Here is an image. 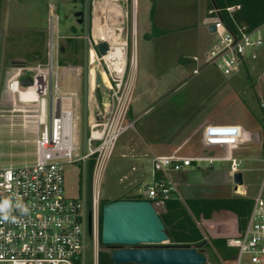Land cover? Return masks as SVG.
Here are the masks:
<instances>
[{
  "label": "rangeland",
  "instance_id": "obj_1",
  "mask_svg": "<svg viewBox=\"0 0 264 264\" xmlns=\"http://www.w3.org/2000/svg\"><path fill=\"white\" fill-rule=\"evenodd\" d=\"M145 1L134 0L135 13H133L132 0H116L122 6L124 21L120 28L115 27L113 29L114 34H120L121 39H124L125 35L127 36L129 43L128 52L130 53L131 33L133 25H135L134 23L137 24L138 32L135 39L137 62L135 89L143 91V89L148 88L151 94L142 100H135L133 98L130 104L128 120L133 122V126L124 132L116 143L114 153L105 172L104 180L100 186L101 200L133 196L138 189L137 187L141 186L140 191H142L144 186L149 185V179L146 178L139 186H132L131 182H134L136 179V174L131 173L128 179L123 178V174H121L123 171L124 175L125 172H130L129 160H131V155L134 153L130 149L131 155H127L126 153L119 154L126 147H131L135 142H145L146 144L149 142V145H152V142H154L152 139L155 138L156 140L159 138V140L172 143V147L176 146L175 148H179L178 150L181 152V150L183 151V149L188 148L187 144L192 135L184 137L182 147L179 146L178 141L186 134L194 120L201 116L200 114H212L217 119H223L221 121L207 122V125H232L238 123V125L243 126V123L246 122L251 124L252 117H255L256 121L260 119V109L258 108L260 84L257 82L259 71L257 65H250L249 69L244 68L239 73L228 76L222 75L215 68H208L198 76L188 78L191 73L189 66L182 67V75L174 67L173 72L180 78L176 77L172 79L170 77L171 73L169 75L164 74L169 73L166 72V66L171 65L170 63L175 59L176 54L182 51L189 52L194 49L190 41L194 40L197 36L195 28L198 27L199 18L207 7L209 6V9L213 10V0H158L159 3L157 2L154 8L152 7L153 2H150L151 5H148ZM100 4L101 0H90L88 20L90 18V21L93 22L95 10L101 7ZM152 8L154 13L157 12L158 17L159 15L166 16L168 20H173L171 23H175L178 20L179 22L175 24L181 28L172 31L170 29L164 36L154 38L150 42L146 41L141 33L143 30L142 25L145 19L148 21L151 19ZM81 9L82 3H74L71 0H0V167L22 166L32 163L34 160V140L38 126V102H19L17 96L9 92L7 84L15 78V73L21 66L26 68V71H23V74L26 76H31L36 66H45L48 44L50 38H54L55 35L61 37L59 42L62 47L70 39L76 40L78 45L82 46L78 51L76 62H72L67 57L63 58L66 54L60 53L57 70L59 75L58 81L62 89L76 90L79 94V134L81 142L77 156L83 155V32L82 25L76 22L73 15L75 11ZM102 9H106V7ZM154 13L152 14L154 15ZM185 14H188L187 18L185 19V16H183L182 19L180 15ZM103 15L105 16V14ZM211 15H214V13ZM56 17L57 20L55 21ZM202 30L205 31V28L203 27ZM204 36L198 37L200 47L208 40V36ZM87 39L97 40L93 36L92 23L91 25L88 24ZM151 47L162 49L164 52H161L160 55L158 53L154 56L149 55V59H154L155 65L159 68L155 72L153 68H149L150 74L146 77L145 74L142 75L143 69L141 70L142 72L139 71V61L140 57H145V48ZM88 58V73H90L91 65ZM68 66L72 67L73 70L65 71ZM160 92L161 94L159 95ZM103 95L105 94L101 90L91 84L89 78L87 89V122L90 118L97 119L101 117ZM45 101L47 106L46 117L48 119L49 96L46 97ZM196 131L199 135L202 133L200 130ZM227 133L233 134L234 132L227 131ZM248 136L242 134L237 137L240 139L231 138L229 145V141H227V156L230 155L242 160L239 172L242 175L241 187L244 197L232 193L234 184L230 179V175H228L227 179H229L227 183L230 198L228 196L227 199H221L222 201H219L221 203L226 202L227 205H230V202H237L243 205V207L248 203L251 205L252 199L255 197L262 180H264V149H262L261 139L253 142V140L250 141L248 139ZM260 137H264L262 132ZM194 139L197 140L198 137L196 136L192 140ZM191 145L192 143L188 144V146ZM148 153L145 154L146 157ZM219 163L214 162V167ZM207 165V162H197V166L201 168ZM84 179L83 167L79 162L66 165L64 170L65 195L72 199L83 200V195L86 191ZM187 181L188 184L193 185L191 188L194 189H197V183L201 182L197 179V176L192 178L190 175H188ZM199 185L202 186V184ZM182 187H185V185L182 184L180 188L177 187L178 192L172 193L171 200H177L181 209L190 214L189 216L200 232L202 234L206 233L209 236L210 243L211 241L212 243L215 242V238L208 233L207 225H204L203 220H200L201 218L197 215L198 203L196 202L198 200H194L195 197L187 196L186 190L182 189ZM186 187H189V185ZM191 188L189 187L188 190L191 191ZM140 191L137 193L138 196L141 195ZM140 198L147 200L142 195ZM157 200L160 199L156 198L151 201L155 207L157 206L158 216L165 222L162 218L165 209L156 203L158 202ZM213 201L218 200L214 199ZM166 202L162 201L163 205ZM201 206L199 205L198 207L200 208ZM245 222L246 218L241 221V224L239 223L241 229L245 226ZM180 231L183 233L182 230ZM210 243L202 247L207 256L206 264H220L217 256L223 257L224 252L217 249L216 245L215 247L211 246ZM145 246L139 245L138 247L143 248ZM153 246L150 245V247ZM90 249L91 240L87 237L84 264H91ZM82 260L83 258L75 262V264H83Z\"/></svg>",
  "mask_w": 264,
  "mask_h": 264
},
{
  "label": "built area",
  "instance_id": "obj_2",
  "mask_svg": "<svg viewBox=\"0 0 264 264\" xmlns=\"http://www.w3.org/2000/svg\"><path fill=\"white\" fill-rule=\"evenodd\" d=\"M239 6L227 7V12ZM215 38L200 56L191 60L195 67L191 77L198 76L208 68L217 69L222 75H234L250 65L259 68L257 82L258 108L261 126L258 134L264 149V23L249 28L246 24L235 23L234 28L226 27L215 8ZM57 17L55 18V21ZM116 42L106 41L108 50L99 56L95 44L103 41L87 39V58L94 69L105 74L107 82L102 91L101 117L86 120V144L83 155L78 157L79 134V94L76 90L62 89L58 81V57L61 44L58 37L50 38L45 66H36L31 76H26L20 67L15 78L8 82L7 88L13 95L19 90L32 89L37 96V131L34 140L35 153L32 163L22 166L0 167V205L9 201L7 209H0V264H75L83 258L86 238L91 240V264H98L99 220L101 211L100 186L104 180L109 161L119 137L131 129L133 122L128 120L130 104L135 92V54L134 25L131 33V51L128 52V38L117 34ZM112 47L121 48V57L114 65L106 57ZM67 67L65 71H72ZM29 77L31 86L22 87L20 81ZM49 96V118L46 117V97ZM211 130L235 131L233 134H211ZM205 131V132H204ZM201 139L207 144H227L231 138L249 135L256 142L255 132H247L241 125H205ZM232 147V146H231ZM151 163V180L141 193L147 200L167 201L177 192L169 171H180L193 162L192 158L148 153ZM92 160L90 178L86 185V166ZM202 159L196 158L194 161ZM83 162L84 187L83 200L65 195V166ZM211 162V160H209ZM230 179L239 172L242 160L227 156ZM236 194H240L235 189ZM140 195V196H141ZM19 205V206H18ZM88 211L90 212V235L87 234ZM7 217V218H5ZM207 234H203L207 240ZM227 256L220 257V264H264V180L252 199L245 226L226 239ZM229 252V253H228ZM82 253V257H81ZM82 260V263H83Z\"/></svg>",
  "mask_w": 264,
  "mask_h": 264
},
{
  "label": "crops",
  "instance_id": "obj_3",
  "mask_svg": "<svg viewBox=\"0 0 264 264\" xmlns=\"http://www.w3.org/2000/svg\"><path fill=\"white\" fill-rule=\"evenodd\" d=\"M150 2H153V8L155 7V4L159 1L158 0H154V1H148L146 0L145 3L146 4H150ZM110 3H112L116 8L119 9V11L122 13V6L120 5V3L116 2V0H110ZM137 3V2H136ZM106 7L104 4V1L101 0V4H100V9H102L103 7ZM160 6V4H159ZM136 8V7H135ZM153 8H152V12H151V19L148 20H144V24L142 25V36L144 39H146V41H149L157 38V37H162L164 35L167 34V32L172 30H177L180 29L181 27H177L178 25H176V22H179L178 20L175 23H171L173 20H168V18H166V16H161L156 14L157 12H153ZM214 9V6L212 7ZM103 14H105V16L98 12L97 9L95 10V17L94 20H97L99 18L104 19V25H108V27L111 28H115V27H121L124 19H123V14L121 15V20L115 21V22H110L108 20V7H106V9H102ZM211 9H209V6L207 7V9L205 10V12L201 15V17L199 18V23H198V27L195 28L197 31V36L195 37L194 40H191V45L194 47V49L190 50L189 52L187 51H182L179 54L175 55V59L173 61H171V65H167L166 66V72L169 73H164L166 75H169L171 73V78L175 79L180 78L178 77V75L176 76V74L173 72L174 71V67L175 69L179 72L180 75H182L183 73V69L182 67H188L192 69L195 67V63L191 60L192 57L194 56H200L203 54V52L211 45V43L213 42V38H215V35L213 34V32H209L208 30V26L212 24V18L214 15H211L212 13L210 12ZM154 13V15L152 14ZM185 16L184 18L186 19L188 14L185 15H180V17ZM93 20V22H94ZM92 21H90V18L88 20V24L93 26ZM134 32H135V39H136V35L138 32V27L137 24L134 23ZM102 25V24H101ZM168 25V26H167ZM203 27L205 28V31L202 30ZM201 35H205L204 37L208 36V40L207 42L200 47L199 46V36ZM212 37V39H211ZM136 42V40H135ZM145 57L142 56V58L140 57V61H139V71L142 72L145 76H149L150 74V69L153 68V71H157V68H159L158 66L155 65L154 63V59H149V55H157V53L160 55L161 52H164V50L162 49H156V48H145ZM175 62V65H174ZM149 65H151L150 67H148ZM174 65V66H173ZM143 69V70H142ZM171 69V71H170ZM142 70V71H141ZM205 71V70H204ZM202 73V72H201ZM200 73V74H201ZM141 75V74H140ZM165 75V77H166ZM160 76V75H158ZM156 76V77H158ZM159 78V77H158ZM188 78H192L191 77V73L188 76ZM151 94L150 90L148 88L143 89V91H138L137 89H135L134 92V97L135 100H142L144 99V97H146L147 95ZM161 94V92L159 93V95ZM136 95V96H135ZM201 116L199 118H196L194 120V122L192 123L191 127L188 128V131L186 132V134H184V136L181 137V139L178 141L179 142V146L182 147V143H183V139L184 137L189 136L190 134L191 139L189 141V143H192L191 146H188L187 144V149H183V151L181 150V152H179V148H175L176 146L172 147V143H168L167 141H163V140H159V138H157L155 140L154 137H149V138H154L152 139V141L154 140V142H152V145H149V142L146 144L145 142L141 143V142H135L134 144L131 145V147H126V149L122 150L121 153L119 155H122V153H126L127 155H131L130 154V149L133 150V153L131 155V160H129V166H130V172H125L124 175V171L121 172V174H123V178L128 179L131 173H135L136 174V179L134 180V182H131L132 186L135 185H140L141 182L143 180H145L146 178L149 179V182L151 180V176H152V172H151V163H150V158L149 155L146 157L145 154L149 152H153L154 154L157 155H172V154H176L178 156H182V157H186V158H192L193 162H191V167H184L182 168L180 171H169L168 172V176L169 178L173 181V183L175 184L176 188L179 187L183 184L185 185V187H182V189L186 190V194L187 196H192L195 197L194 200H198L196 203L197 204V215L198 217H200V220H203L204 225H207V230L211 231L212 233H216L217 235H220L219 232L220 230H222L225 235L231 236L234 233H236V231H238L239 229V223L244 220L247 217V214L249 212V209L251 206L249 203L245 204L246 206L243 207V205L238 204L237 202H230V205H227V203H221L219 202L221 199H227V197L229 196L230 198V192H229V186H228V179L227 176L229 175L228 172V166H227V144L223 145V144H207L205 142L202 141L201 137L202 134H198L196 130H200V132L202 131V128L207 125V122H215V120L217 121H221L223 119H217L214 116H212V114H200ZM217 124H227V123H217ZM205 132V131H204ZM235 133V131H233ZM209 133L211 134H223V135H227V134H232V133H227V130H211L209 131ZM198 137L197 140H192L194 137ZM185 141V140H184ZM147 150V151H146ZM146 151V152H145ZM145 152V154H144ZM125 154V155H126ZM124 156V155H123ZM133 157V158H132ZM199 158L202 159L200 161H194V159ZM209 160H211V162H209ZM197 162H207L208 165L204 166L203 168H201L200 166H197ZM214 162H220L216 167H214ZM223 162V163H222ZM76 163V162H75ZM81 164L82 167H84V163L83 162H79ZM195 163V164H194ZM225 163V164H224ZM121 166V165H120ZM121 169V168H120ZM188 175L192 176V178H194V176H197V179L200 180L201 182L199 184H202V186H200L197 183V189L191 188L193 187V185L188 184L187 181V177ZM201 178V179H200ZM181 182V183H180ZM191 188V191H189V187ZM196 187V185H195ZM137 191L134 193V195H137V193H139L141 186L137 187ZM145 186L142 188V191H140L141 193L143 192ZM194 190H196L194 192ZM177 192H178V188H177ZM232 193H235V186L233 187ZM239 195L240 197H244V193L242 192V187L240 186V191H239ZM237 195V196H239ZM171 199V198H170ZM218 200V201H213V200ZM169 200V199H168ZM206 201V202H205ZM222 201V200H221ZM158 205L164 207L162 202H156ZM204 204V206H203ZM199 205H202L200 208L198 207ZM154 206V205H153ZM157 207V206H156ZM155 208L156 212H157V208ZM249 207V208H248ZM206 208V209H205ZM208 208V209H207ZM159 213V212H157ZM165 214V211L164 213ZM244 214H246L244 216ZM220 222V223H218ZM214 229H211V225H214Z\"/></svg>",
  "mask_w": 264,
  "mask_h": 264
},
{
  "label": "water",
  "instance_id": "obj_4",
  "mask_svg": "<svg viewBox=\"0 0 264 264\" xmlns=\"http://www.w3.org/2000/svg\"><path fill=\"white\" fill-rule=\"evenodd\" d=\"M123 1V0H122ZM90 0H83L82 9L73 13L76 22L82 25L83 32V115H82V149L86 144V120H87V89H88V64H87V34H88V6ZM215 26H208L209 32H213ZM63 47H61V50ZM95 50L99 56L105 55L108 50L106 41L95 44ZM96 65V62H94ZM91 67V66H90ZM29 77L20 81L22 87L31 86ZM93 84L101 91L106 87L101 81L98 71L93 75ZM257 140H259L258 134ZM235 186L242 185V175L236 172L232 176ZM87 234L90 235V212L88 211ZM215 239L226 236L215 235ZM168 240L164 224L158 216L150 200H116L101 206L100 243L106 247L109 259L114 264H206L207 256L202 247L189 246H163ZM139 245H154V247L139 248ZM84 264V260H83Z\"/></svg>",
  "mask_w": 264,
  "mask_h": 264
},
{
  "label": "trees",
  "instance_id": "obj_5",
  "mask_svg": "<svg viewBox=\"0 0 264 264\" xmlns=\"http://www.w3.org/2000/svg\"><path fill=\"white\" fill-rule=\"evenodd\" d=\"M74 3H82L83 0H71ZM213 6L216 10L219 11V15L223 24L230 28H234L235 23H243L246 24L249 28L257 26L258 24L264 23V0H213ZM231 6H239L237 10L232 13L226 11L227 7ZM82 48V46L78 45L76 40H67L66 45L60 50L59 54H66L63 58H69L72 62L77 61L78 51ZM251 124L248 122L243 123V128L252 131L258 132L260 131L261 126L259 121H256L255 117H252ZM250 120V119H249ZM238 124V123H236ZM92 168V160L86 166V185H88L90 178V170ZM143 200L138 195L128 196V197H118L112 200H101V206L105 203L116 201V200ZM152 202V201H151ZM165 206V214H162V218L165 222L164 228L168 235V240L163 246H189L194 248H200L203 243H210L209 236H207V240L204 239L203 234L200 232L198 227L195 225L190 214L182 210L180 204L177 200H167L164 203ZM100 220H101V211H100ZM100 220H99V245L100 251L98 254V264H114L108 255V251L105 246H102L100 243ZM241 224V222H240ZM214 225H211V229H214ZM183 233H181V231ZM208 233L212 236L217 235L216 233H212L208 230ZM214 234V235H213ZM220 236H226L225 238L215 239L216 241L210 243L211 246L217 247V249L224 252V256H227L226 250V239L229 236L228 233H225L220 230ZM80 264V263H79Z\"/></svg>",
  "mask_w": 264,
  "mask_h": 264
},
{
  "label": "bare ground",
  "instance_id": "obj_6",
  "mask_svg": "<svg viewBox=\"0 0 264 264\" xmlns=\"http://www.w3.org/2000/svg\"><path fill=\"white\" fill-rule=\"evenodd\" d=\"M104 4L106 7H108V20L110 22H115L121 20V15L122 13L119 11L118 8H116L112 3H110V0H103ZM115 1V0H114ZM97 3V1H96ZM132 4H133V13H135V3L134 0H132ZM103 7V5H102ZM97 11L103 14L102 9H98ZM103 18V17H102ZM99 18L97 20H94V24H93V36H95L96 38H99L101 40L104 41H109L111 42H116L117 40V36L114 34L113 28L110 29V27H108V25H104V19ZM102 24V25H101ZM121 51L122 49L119 48H115L112 47L111 50L108 52V54L106 55V57H108L109 59H111L114 63V65L117 64V60L121 57ZM94 62H95V58L93 56L92 59V65H91V69H90V81L91 84H93V75L95 74V72L97 70L94 69ZM101 76H102V80L103 82H107L105 74L103 72H101ZM17 100L19 102H23V103H36L37 100V96L36 94L33 92L32 89H29L28 91L24 92L22 90H19V93L17 95ZM237 191H240V187H237Z\"/></svg>",
  "mask_w": 264,
  "mask_h": 264
},
{
  "label": "clouds",
  "instance_id": "obj_7",
  "mask_svg": "<svg viewBox=\"0 0 264 264\" xmlns=\"http://www.w3.org/2000/svg\"><path fill=\"white\" fill-rule=\"evenodd\" d=\"M8 207H9V201H7V200H5L2 205H0V209H7ZM5 218H7V217H5Z\"/></svg>",
  "mask_w": 264,
  "mask_h": 264
},
{
  "label": "flooded vegetation",
  "instance_id": "obj_8",
  "mask_svg": "<svg viewBox=\"0 0 264 264\" xmlns=\"http://www.w3.org/2000/svg\"><path fill=\"white\" fill-rule=\"evenodd\" d=\"M75 20H77L76 18H75ZM81 25V24H80ZM136 247H138V246H136ZM145 247H150V246H145ZM154 247V246H153Z\"/></svg>",
  "mask_w": 264,
  "mask_h": 264
}]
</instances>
